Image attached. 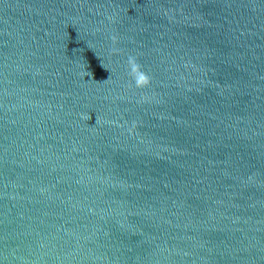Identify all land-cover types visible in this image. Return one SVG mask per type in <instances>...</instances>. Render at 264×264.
Segmentation results:
<instances>
[{"label": "water", "instance_id": "95a60500", "mask_svg": "<svg viewBox=\"0 0 264 264\" xmlns=\"http://www.w3.org/2000/svg\"><path fill=\"white\" fill-rule=\"evenodd\" d=\"M0 264H264V0H0Z\"/></svg>", "mask_w": 264, "mask_h": 264}, {"label": "clouds", "instance_id": "9594fccd", "mask_svg": "<svg viewBox=\"0 0 264 264\" xmlns=\"http://www.w3.org/2000/svg\"><path fill=\"white\" fill-rule=\"evenodd\" d=\"M113 44L117 42V37H112ZM126 72L128 77L131 80L130 87H135L136 89H145L151 85V77L149 74L144 71L143 66L138 61V58L134 55H129L126 59ZM88 76H91V72L85 73ZM91 119L88 115V120Z\"/></svg>", "mask_w": 264, "mask_h": 264}]
</instances>
